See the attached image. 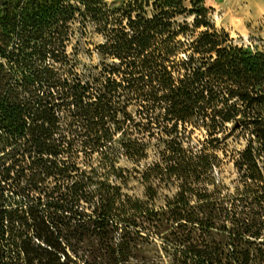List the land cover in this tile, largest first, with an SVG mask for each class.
I'll list each match as a JSON object with an SVG mask.
<instances>
[{"label":"trees","instance_id":"obj_1","mask_svg":"<svg viewBox=\"0 0 264 264\" xmlns=\"http://www.w3.org/2000/svg\"><path fill=\"white\" fill-rule=\"evenodd\" d=\"M68 7L70 15L80 12ZM84 8V19L103 36L99 53L110 62L80 74L40 61L32 64L24 96L11 88L0 101V120L13 133L8 140L22 137L25 148L37 156L38 173L24 175L22 193L39 194L28 208L5 195L1 185L14 167V140L0 156V264H78L64 248H42L32 241L28 230L44 197L77 209L70 220L79 237L118 230L120 245L135 244L137 238L145 239L142 230L148 237L159 236L164 222L204 234L214 227L216 216L210 210L215 198L210 186L217 158L206 150L221 143L229 125L232 131L253 125L264 133V118L256 116L250 124L242 109L264 105V53L234 46L229 34L211 22L212 9L204 0H128L118 8L89 0ZM65 9L59 3L43 7L40 17L25 15L21 24L34 29L44 19L66 23ZM37 39L40 56L62 59V37L39 34ZM10 85L4 74L0 91ZM200 129L207 133L203 150L192 139ZM151 148L158 161L143 172L146 197L154 201L161 187L177 188L163 208L99 182L101 168L115 174L118 157L138 164L149 159ZM95 155H100L99 169L93 165ZM247 155L243 160L255 165ZM49 177L54 184L47 182ZM96 183L99 188L92 190ZM190 251L184 264L195 259L190 253L206 264L235 262L217 247Z\"/></svg>","mask_w":264,"mask_h":264},{"label":"rangeland","instance_id":"obj_2","mask_svg":"<svg viewBox=\"0 0 264 264\" xmlns=\"http://www.w3.org/2000/svg\"><path fill=\"white\" fill-rule=\"evenodd\" d=\"M87 1L89 0H0V64L3 65L0 78L4 74L11 78L10 88L7 86L0 91V101L11 88L23 97L24 82L26 78L29 80V76L32 77V64L40 61L65 70L73 68L80 74H87L93 67H101L103 62H110L99 53L98 46L104 39L97 26L82 16ZM127 1L110 0L105 3L110 8H118ZM204 1L206 7L212 9L209 13L211 22L217 29H224L229 34L234 46L252 54L264 53V0H253L252 7L245 13L236 9L238 2L243 0ZM56 3H59V7L66 8L65 15H69L66 23L44 19L34 29H25L21 24L25 15L40 17L41 8ZM70 4L79 8L80 12L70 15ZM228 19H236L239 26L235 28ZM39 34L52 39L62 37L63 53L62 56L58 54L62 57L61 60L48 55L45 58L40 56L41 40L37 39ZM27 63L30 66L26 67ZM242 109L250 117V124L256 116L264 118V105L258 110ZM130 110L133 111L134 108ZM250 126L246 130L232 131L229 125L227 136L224 138L221 135V143L205 152L217 158L213 169L214 186H210V190L215 193L214 205L210 210L216 216L214 227L208 232L202 234L191 226L177 228V225L164 222L159 229V236L148 237L147 231L142 230L140 233L145 239L137 238L135 244L131 242L120 245L118 230L79 237L78 234L75 235L74 222L70 220L77 209H69L62 200H51L43 196L44 202L38 209L39 216L31 222L28 230L32 241L42 248H64L78 264H184L188 250L198 252L209 247L223 250L235 260L233 264H264V141L261 139L264 133L256 132L253 125ZM9 132L4 129L0 120V156L11 148L9 143L17 141L14 167L10 177L1 186L5 187L6 196L22 202L28 208L35 203L39 194L32 191L24 195L22 185L25 174L37 175V156L33 150L25 148L22 137L15 136L9 141V136L13 137V133ZM192 139L200 150L205 148L203 143L208 145L205 143V130H196ZM247 151L255 165L243 160L242 155ZM157 154L151 148L149 159L138 164L120 156L114 162L118 178L110 168H101L99 182L118 185L124 194L148 202L155 209L163 208L167 198L171 199L177 188L172 184L161 187L155 200L149 201L145 195L147 184L142 180L146 165L158 161ZM84 158V155L80 156V163ZM99 163L100 155H95L93 165L99 169ZM7 165H11V161L8 160ZM80 167L89 170L86 165ZM251 177L255 180H251ZM51 179L49 177L47 182L54 184ZM99 186L100 183L93 184L92 190H97ZM47 199L51 200L49 204H46ZM87 211L90 212V209ZM190 254L195 259L188 260L189 264H206L198 262L195 255Z\"/></svg>","mask_w":264,"mask_h":264},{"label":"bare ground","instance_id":"obj_3","mask_svg":"<svg viewBox=\"0 0 264 264\" xmlns=\"http://www.w3.org/2000/svg\"><path fill=\"white\" fill-rule=\"evenodd\" d=\"M253 2H254L253 0L239 1L238 5L236 6V9L245 13L248 10H250V8L253 5ZM228 20H229V23L233 25L235 28L239 26V21H237L236 19H228Z\"/></svg>","mask_w":264,"mask_h":264},{"label":"crops","instance_id":"obj_4","mask_svg":"<svg viewBox=\"0 0 264 264\" xmlns=\"http://www.w3.org/2000/svg\"><path fill=\"white\" fill-rule=\"evenodd\" d=\"M101 1H104V2H107L108 1L109 2L110 0H101ZM117 1H122L123 2L124 0H117Z\"/></svg>","mask_w":264,"mask_h":264}]
</instances>
